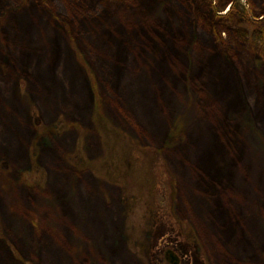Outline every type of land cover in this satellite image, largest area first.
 <instances>
[{"label":"rangeland","instance_id":"rangeland-1","mask_svg":"<svg viewBox=\"0 0 264 264\" xmlns=\"http://www.w3.org/2000/svg\"><path fill=\"white\" fill-rule=\"evenodd\" d=\"M264 264V0H0V264Z\"/></svg>","mask_w":264,"mask_h":264},{"label":"water","instance_id":"water-1","mask_svg":"<svg viewBox=\"0 0 264 264\" xmlns=\"http://www.w3.org/2000/svg\"><path fill=\"white\" fill-rule=\"evenodd\" d=\"M168 256L170 257V261L172 264H179L178 256L176 254H174L173 252H169Z\"/></svg>","mask_w":264,"mask_h":264}]
</instances>
